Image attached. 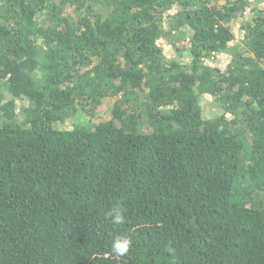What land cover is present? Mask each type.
<instances>
[{
	"label": "trees",
	"instance_id": "1",
	"mask_svg": "<svg viewBox=\"0 0 264 264\" xmlns=\"http://www.w3.org/2000/svg\"><path fill=\"white\" fill-rule=\"evenodd\" d=\"M0 264H264V0H0Z\"/></svg>",
	"mask_w": 264,
	"mask_h": 264
},
{
	"label": "clouds",
	"instance_id": "2",
	"mask_svg": "<svg viewBox=\"0 0 264 264\" xmlns=\"http://www.w3.org/2000/svg\"><path fill=\"white\" fill-rule=\"evenodd\" d=\"M107 218L110 219L114 226L124 223L125 217L119 209H113L108 213ZM130 240L123 236H116L112 241V251L117 255L123 256L128 252Z\"/></svg>",
	"mask_w": 264,
	"mask_h": 264
},
{
	"label": "rangeland",
	"instance_id": "3",
	"mask_svg": "<svg viewBox=\"0 0 264 264\" xmlns=\"http://www.w3.org/2000/svg\"><path fill=\"white\" fill-rule=\"evenodd\" d=\"M187 32V31H186ZM165 50L167 51V53L169 52L166 47H165ZM170 53V52H169ZM168 53V54H169ZM201 105H202V108H203V112L204 114L206 115H212V111H213V104L211 102V100H209L207 97H204L202 100H201Z\"/></svg>",
	"mask_w": 264,
	"mask_h": 264
}]
</instances>
